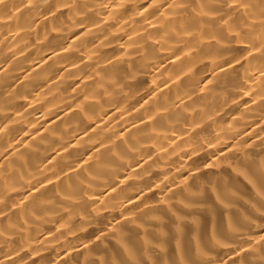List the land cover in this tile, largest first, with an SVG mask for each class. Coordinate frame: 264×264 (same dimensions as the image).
Returning a JSON list of instances; mask_svg holds the SVG:
<instances>
[{"label": "bare ground", "instance_id": "1", "mask_svg": "<svg viewBox=\"0 0 264 264\" xmlns=\"http://www.w3.org/2000/svg\"><path fill=\"white\" fill-rule=\"evenodd\" d=\"M0 264H264V0H0Z\"/></svg>", "mask_w": 264, "mask_h": 264}]
</instances>
